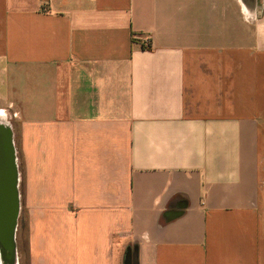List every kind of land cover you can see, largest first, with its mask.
<instances>
[{
  "label": "crops",
  "instance_id": "1",
  "mask_svg": "<svg viewBox=\"0 0 264 264\" xmlns=\"http://www.w3.org/2000/svg\"><path fill=\"white\" fill-rule=\"evenodd\" d=\"M0 115L16 264H264V0H0Z\"/></svg>",
  "mask_w": 264,
  "mask_h": 264
},
{
  "label": "water",
  "instance_id": "2",
  "mask_svg": "<svg viewBox=\"0 0 264 264\" xmlns=\"http://www.w3.org/2000/svg\"><path fill=\"white\" fill-rule=\"evenodd\" d=\"M13 130L0 123V254L16 264V232L20 212L19 174ZM3 264V262H2Z\"/></svg>",
  "mask_w": 264,
  "mask_h": 264
},
{
  "label": "rangeland",
  "instance_id": "3",
  "mask_svg": "<svg viewBox=\"0 0 264 264\" xmlns=\"http://www.w3.org/2000/svg\"><path fill=\"white\" fill-rule=\"evenodd\" d=\"M0 121L8 122V121H11V119L9 117L0 115ZM15 125H16L17 131H18L17 122L15 123ZM16 135L18 138H16L17 145L15 144V148H16V156H17V165H18L17 168H18V174H19V185H20V184H22L21 178H22V174H23V153H22V149L20 147V143L18 141L19 140V133L16 132ZM19 188H20V186H19Z\"/></svg>",
  "mask_w": 264,
  "mask_h": 264
},
{
  "label": "bare ground",
  "instance_id": "4",
  "mask_svg": "<svg viewBox=\"0 0 264 264\" xmlns=\"http://www.w3.org/2000/svg\"><path fill=\"white\" fill-rule=\"evenodd\" d=\"M10 260L11 259H9L8 257H5V258H3V261L2 262H3V264H11L10 263Z\"/></svg>",
  "mask_w": 264,
  "mask_h": 264
},
{
  "label": "built area",
  "instance_id": "5",
  "mask_svg": "<svg viewBox=\"0 0 264 264\" xmlns=\"http://www.w3.org/2000/svg\"><path fill=\"white\" fill-rule=\"evenodd\" d=\"M147 41H149V39H147Z\"/></svg>",
  "mask_w": 264,
  "mask_h": 264
}]
</instances>
